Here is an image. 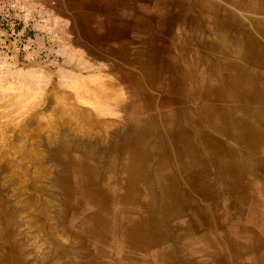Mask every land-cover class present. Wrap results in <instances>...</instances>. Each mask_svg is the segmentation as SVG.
<instances>
[{
  "label": "bare ground",
  "instance_id": "obj_1",
  "mask_svg": "<svg viewBox=\"0 0 264 264\" xmlns=\"http://www.w3.org/2000/svg\"><path fill=\"white\" fill-rule=\"evenodd\" d=\"M234 1L257 15L256 28H229L224 20L239 16L205 0L223 41L198 43L194 62L183 44L187 66L161 98L149 54L134 59L143 79L134 85L72 40L54 70L1 60L0 264H151L178 238L167 209L219 194L207 177L240 190L244 177L264 176V119L246 105L264 98V0Z\"/></svg>",
  "mask_w": 264,
  "mask_h": 264
},
{
  "label": "rangeland",
  "instance_id": "obj_2",
  "mask_svg": "<svg viewBox=\"0 0 264 264\" xmlns=\"http://www.w3.org/2000/svg\"><path fill=\"white\" fill-rule=\"evenodd\" d=\"M217 1L223 11L225 8L234 11V6H223L219 0ZM188 4L190 6L191 0H0V64L1 60L6 59L16 69L33 60L32 62H42L54 70L58 64H65L62 50L74 41L72 45L77 48L87 47L92 56L102 58L101 60L104 58L105 63L114 67L116 74L123 76L124 73L126 80L134 83L137 80L135 70L124 63L121 56L110 54L109 51L123 46L131 49L141 45L144 39L150 48L155 49L161 59L168 60L169 64L170 58L174 56L173 42L179 28L191 23ZM200 4L203 12V4ZM56 6H60L62 12L60 7L58 11ZM234 13L238 14L235 11ZM244 13L249 14L247 11ZM218 15L220 19H225V13ZM203 16L208 24L203 28L206 38L186 40L183 38L186 35H183L178 41L180 52L177 61L182 67L187 66L182 54L183 44L192 52L187 55L188 62H194L195 58L204 54L197 50L200 49L198 43L217 44L223 41L225 35L217 28L209 14L203 12ZM248 21L245 17L243 22L245 27H251ZM146 55L145 51L138 50L132 59L126 55V60L139 73V64L134 59L138 56L145 59ZM234 55L237 57V54ZM205 56L207 59L215 57L208 53ZM195 64L194 68L199 72L207 67L206 63ZM12 113L15 111L12 110ZM7 129L12 132L13 138L17 127L12 124ZM48 185L52 190L50 182ZM10 201L13 205L17 204L16 199ZM21 221L23 223L26 221L23 214ZM36 234L31 232V236ZM30 246L32 249H38L37 246L43 248L40 242ZM36 258L31 256L30 260L36 261ZM53 261L54 259L52 263Z\"/></svg>",
  "mask_w": 264,
  "mask_h": 264
},
{
  "label": "crops",
  "instance_id": "obj_3",
  "mask_svg": "<svg viewBox=\"0 0 264 264\" xmlns=\"http://www.w3.org/2000/svg\"><path fill=\"white\" fill-rule=\"evenodd\" d=\"M204 1L205 0H199L198 2V0H191L190 6L188 4L192 18L191 23L189 25L185 24L179 28L175 41L173 42L174 56L170 58L169 64L168 60H162L159 53L156 52L155 49L150 48L147 41L144 39L141 45L131 48L132 50L123 46L116 50L111 49L109 53L121 56L123 62L135 70L137 76L136 81H143L142 76L124 57L128 55V58L132 59L138 50H143L149 54L155 65L154 78L158 85L156 86L157 90L155 93L161 98L165 93L161 85H166L168 87L172 85L175 70L179 66L177 61L180 52L178 46L179 39L183 35H186L183 37L186 38V40L191 38L195 41L206 38L203 28L208 24L199 6L200 3L204 6ZM211 1L218 3L217 0ZM219 2L223 6H234V11L238 13H235L239 16L235 21H225L229 25V28L232 27L234 23L244 28L243 22L245 17L248 18L249 25L251 26L247 28L249 30L251 28H256L255 25L257 24H254V20L251 19L250 16L254 18V16L257 15L251 13L245 14L244 11L247 10L239 7L238 3L235 4L234 0H219ZM239 12H241V14H239ZM238 20H240V22H237ZM229 31L228 34L230 39L241 38V33H239L238 30L236 32L232 30ZM209 38L211 39V36H209ZM238 52H243V50L237 51V57L240 58ZM258 71L264 73V69H259ZM225 72L230 75L234 74L231 68H227ZM255 75V72H253L252 77H255ZM135 83L136 82L131 84L134 85ZM261 84L264 86V77L259 85ZM251 101L254 102V104H246L247 107L253 109L251 111H254L252 113L255 114L257 118L264 119V98L262 100L254 99ZM248 114L249 112L244 115H239L246 116ZM212 178L213 179L207 177L206 184L213 189V192L218 191L219 194L215 196L210 195V197L203 198L198 203L186 204L182 210H175L172 207L167 209L169 211V225L171 224L178 238L177 241H172L173 245H170L172 248L168 244L166 245L168 250L171 251L167 257L162 256L158 257V259L150 257L149 259L152 260L151 264L264 263V176L259 174L256 177H244L243 183L245 182L247 184V189L240 190L234 189V183L231 177H223L224 180L227 179V182H229V188H227L228 185H224L221 177ZM256 187L260 189H253ZM191 194L194 197H196L197 194L199 197H202L200 194L203 193L200 191L192 192ZM161 212H164V210ZM97 261H100V259Z\"/></svg>",
  "mask_w": 264,
  "mask_h": 264
}]
</instances>
